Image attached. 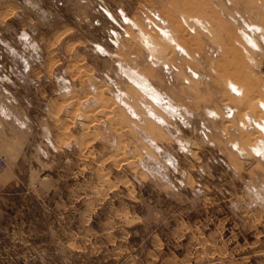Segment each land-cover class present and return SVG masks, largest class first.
Wrapping results in <instances>:
<instances>
[{"label": "rangeland", "instance_id": "1", "mask_svg": "<svg viewBox=\"0 0 264 264\" xmlns=\"http://www.w3.org/2000/svg\"><path fill=\"white\" fill-rule=\"evenodd\" d=\"M0 264H264V0H0Z\"/></svg>", "mask_w": 264, "mask_h": 264}, {"label": "built area", "instance_id": "2", "mask_svg": "<svg viewBox=\"0 0 264 264\" xmlns=\"http://www.w3.org/2000/svg\"><path fill=\"white\" fill-rule=\"evenodd\" d=\"M1 165L4 166L5 165V161L3 159H1Z\"/></svg>", "mask_w": 264, "mask_h": 264}, {"label": "bare ground", "instance_id": "3", "mask_svg": "<svg viewBox=\"0 0 264 264\" xmlns=\"http://www.w3.org/2000/svg\"><path fill=\"white\" fill-rule=\"evenodd\" d=\"M144 38H145V39H147V38H148V36H144ZM148 44H149V43H148ZM240 90H241V89H240Z\"/></svg>", "mask_w": 264, "mask_h": 264}]
</instances>
